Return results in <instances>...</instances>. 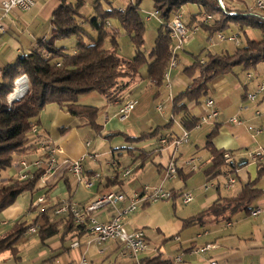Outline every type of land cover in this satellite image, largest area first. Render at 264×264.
I'll return each instance as SVG.
<instances>
[{
	"label": "crops",
	"instance_id": "0c3cea01",
	"mask_svg": "<svg viewBox=\"0 0 264 264\" xmlns=\"http://www.w3.org/2000/svg\"><path fill=\"white\" fill-rule=\"evenodd\" d=\"M3 1L5 0H0V5ZM223 1L225 6L234 12L252 14V12H256L257 10L255 5L258 0ZM261 1L264 4V0ZM59 5L60 0H35L34 5L29 10L23 11L15 8L12 9L6 17L2 18L5 31L0 33V78L1 72L5 67L14 64L19 56L28 54L39 48L43 41L51 37L52 15ZM150 9L151 4L145 1L141 7V11L145 15L144 21L146 23L156 22L157 27H159L161 21L157 18H153L148 22L147 16L152 12ZM193 9L194 12L189 14L196 13L197 10L195 6H193ZM180 12H182L183 23L186 26L187 23H189V19L187 15H185V9H182ZM262 12L264 13V9ZM187 28H190L188 39L181 50L178 51L180 52L179 55L178 52L176 54L175 66L169 71L168 84L164 81L160 87H156L147 80L146 73L145 75L140 74L139 78L131 80L133 82H128V86L121 94L122 96L128 91L133 85L132 83L140 81H146L147 83L148 81L149 85L147 88L145 86L144 94H140L137 100L139 101L143 96L146 97L148 94L151 95L152 91L154 92L152 102L154 101V110L159 115L156 114L157 117H163L164 119L172 121L170 129L160 132L159 136L163 137L168 135H171L172 138L177 137L183 130V127L179 123L180 115H172V100L191 85V80L185 76L183 69L192 64L194 57L205 60L207 54L217 56L222 54L231 55L234 51L229 53V47L226 46V44H239V47H243L246 44L241 42L240 32L246 35L247 38L244 36L246 42L249 29H251L247 27L240 31L235 25L231 24L229 29L224 32V36L228 37L233 35L236 37V40L231 41L224 39L221 41H214L215 36L208 38V36L196 26ZM155 29L156 27L151 28L148 32L151 48L157 37ZM206 41L207 43H205ZM237 47H235V49ZM239 68L245 72L244 76H239ZM241 77H243V80H241ZM261 84H264V62L248 70H243L241 66H235L230 72L208 83L205 96L201 97L197 102H188L186 104V110L193 117L200 119L208 110L204 107L203 99L210 98L213 101V107L218 115L216 121L208 120L206 123L196 125L194 129L188 131L189 141L185 144V148H183V151L187 152V155L179 154V151L173 153L171 148L166 147L162 150L161 155L157 156L155 150L161 147L160 139L157 140V138L137 143L127 141L126 138H138L141 134L162 127L167 124V122L161 126L150 127L148 131H141L137 135L134 127H132L131 124L125 125V123L131 119L136 111L135 108L139 104L137 105L136 103L133 111L124 121L120 122L117 117L119 105L123 101L130 100L128 99L129 97H125V95L121 97L123 98L122 100L117 98L112 102H108L105 97L101 96L103 97L101 98L103 116L99 115V109L95 107L98 110L96 121L98 125L101 126V132L97 136L104 143L103 147H106L108 150L103 152L99 151L97 144L96 147L92 148L91 142L86 140L88 134L92 131L87 126H83L81 120L59 110L53 104L48 105L39 115L36 133L31 136V139L33 140L36 137L37 140L40 139L44 141L43 139L46 138L49 148L59 149L60 153L57 155V164L51 172L45 174V176L37 181L31 192H26L31 196L26 204V209L17 202V198L13 205L6 208L0 214V240L14 233L19 224L23 223L21 228L26 229L31 222L34 223L37 221L36 225L39 226L42 224L39 218L40 211L45 208H51L60 202H67V200H69V204L84 207L104 193L122 192L131 194L139 192L144 185L149 187L162 185L165 190L174 195L175 199H170L172 201H177V197H179L182 192H191L193 200L190 203H192L196 199L192 191H182L184 188L175 191L173 187L167 184V181L173 180L177 176L183 180L186 176L193 174L201 168L205 180L202 185V198L199 199V212L209 207L218 197H227L236 194L243 184L252 181L256 175L257 163L248 159L246 157V152H248V150L255 151L260 149L264 154V89L262 92L257 93L258 87ZM249 95H255V99L253 101L249 100ZM164 102L167 103V106L169 105L168 108H165V111L162 110L161 104ZM78 103L86 106L85 103L79 100ZM159 105L161 106V110L157 108ZM156 119V116L151 115V119L148 121L149 124H154ZM233 119L235 120L234 122L232 121ZM202 125L207 126L205 130H202ZM212 131H214L210 138L212 146L216 150L229 151L234 156V164L237 167L231 176L235 177L236 181L230 188L225 186L226 179L228 178L227 173L207 178L204 172L211 165L210 155L205 149V144ZM107 135L111 136L106 139L104 136ZM87 143L88 145L86 146ZM42 144L43 143L39 145L36 144L37 150L30 154V162L43 158L44 152L42 151ZM88 148H92V155L88 153ZM200 149H204L206 152L204 158L198 155ZM108 153L112 158L110 161L105 162V166L103 167L105 173L101 175L98 172L102 169V166H100V163L96 160L99 158L98 156ZM114 153H117V158L114 157ZM142 153H147L149 157L144 158L145 156H141ZM87 155L95 161L92 160L95 164H92L91 167L83 164ZM171 157H173L176 162L180 160V164H182L185 159L196 157L199 159L198 167L193 172L181 168V171L173 178L164 180L163 169L168 164ZM64 159H83L81 163L82 177L90 179L93 182L92 187L86 189L88 191V196L83 200L77 199L79 194L78 188H73V183L76 182L78 184L80 182L75 180L62 165V160ZM122 160L127 161L125 166L120 162ZM260 162L264 164V155ZM19 169L17 164L13 170L7 173V176L12 175V173L17 175ZM33 170L35 169H30L28 172L30 173ZM126 171L129 172L128 175H125ZM96 175L98 176L96 177ZM262 177L264 178V175ZM259 182L257 181L256 187L262 191V195L252 204V210L259 209L260 214L252 216L250 213L245 212L246 216L242 217L237 222V227H239V229L234 233L224 232L227 228L230 229L233 227L232 218L234 215L230 221H220L219 218L206 217L200 224L186 226L184 221L195 216L199 213L198 212L187 219H180V223H176L178 234L190 226L201 228L193 238L187 237L183 239L182 242L180 240L181 243L176 241V243H170L168 251L163 250L161 247H159V249L153 248V250H148L146 253L139 255L138 260L141 261L146 258L152 259L156 254H159L160 260L170 261V264H208L210 260H216L225 264H264V184L261 185ZM207 184H209V187L204 189ZM259 184L260 186L258 187ZM32 195H35V199H33ZM39 198H42L43 201L35 205ZM124 206V203H118L116 208L119 209ZM148 207L149 204L143 205L123 219V224L128 231L142 230L145 238H147L144 231L145 229L142 227L144 226L142 219H138V211L140 209V211L145 210ZM113 214L114 210L112 208L103 207L93 211L90 217L99 223H103ZM47 215L51 222H58L65 218V215L53 216L50 211H48ZM250 219H253V221H250ZM17 221L18 223L15 224ZM60 222L61 224H59L58 228L59 234L49 237L43 242H40L37 232L33 234H29L26 231L23 232L13 243V251H5L0 254V257L4 258L2 260L3 264H12L10 258L16 262L20 261L21 258L19 254L21 250L23 251L24 245H19V240L27 239L32 235L37 236L39 243L38 255L33 257L30 261L34 264H68L77 260L80 255H84L90 264L134 263L132 259L124 255L119 244L114 241L97 243L94 241L93 234L87 230L75 238L79 243V248L71 249L70 244L73 242L72 235L68 234L64 237L62 235L61 237L64 221L62 220ZM153 230L161 234L159 228ZM170 239H173V237ZM198 240L200 241L199 245L197 244ZM205 247H207V249L204 252L199 251ZM168 252L171 254L170 256ZM178 255H181L180 263L174 261L175 257Z\"/></svg>",
	"mask_w": 264,
	"mask_h": 264
},
{
	"label": "trees",
	"instance_id": "16d2710c",
	"mask_svg": "<svg viewBox=\"0 0 264 264\" xmlns=\"http://www.w3.org/2000/svg\"><path fill=\"white\" fill-rule=\"evenodd\" d=\"M145 1L151 4L150 10L152 12L154 10L161 21L156 31L157 37L154 45L148 52H145L144 48L146 22L139 13ZM114 2V0L92 1L94 17L85 19L80 14V9L86 4V0H60L59 7L52 15L51 37L43 41L39 48L19 56L14 64L8 65L1 72L0 214L13 205L21 194L31 192L44 172L43 169L33 170L24 180H19L14 173L7 176V173L13 170L20 161L30 162V154L36 152L37 145L41 143H43L42 151L44 152L41 160L45 161L48 157L49 146L46 138H42L44 141L37 140L36 137L31 139L32 131L37 129L39 115L44 108L53 104L59 110L81 120L83 126H87L95 135H99L101 126L96 121L97 108L79 104L78 97L96 92L105 97L108 102H112L118 98L116 91L124 90L128 86L127 82L122 84V81L139 78V70L143 66H146L147 80L154 86L160 87L165 81L164 74L172 59L173 41L170 39L167 23L175 13L182 11L183 7L188 5L196 7V13L185 14L189 19L186 26L198 27L208 38L217 34L224 35L231 24L240 31L247 27H256L261 31L259 41H248L243 47H237L231 55L207 54L205 60L194 57L192 64L183 69L185 76L191 80V85L172 100V115H180L179 123L184 130L194 129L199 122V118L193 117L186 110V104L197 102L205 96L208 83L230 72L235 66L248 70L264 62V13L262 10L257 9L252 14L234 12L226 6L219 5L217 0H118L116 4ZM207 16L211 17L209 21L206 20ZM108 19H115L122 33L129 37L134 50L132 58L123 59L118 56L116 39L119 34L116 31L110 33L107 31ZM84 23H87L89 29L97 34L96 40L84 41L83 34L85 33L82 28ZM71 37L77 38L73 51L69 52L57 45L59 41ZM106 37L110 39L105 44L103 40ZM22 76L27 78V93L20 100L9 104L8 97L14 87V81ZM171 126L172 121L170 120L164 126L143 133L138 138H126V140L137 143L152 138H157V140L166 138L171 141L173 139L171 135L159 136L161 131L168 130ZM214 131L209 134L205 144L211 163L204 171L207 178L232 173L237 167L235 164H224L222 154L225 151L216 150L212 146L210 138ZM110 136L104 137L108 139ZM155 152L153 153L160 156L161 147ZM144 154L147 153H142L141 156L149 157L148 154ZM179 171L181 169L178 173ZM263 175L264 164L257 162V177L254 181L243 184L234 195L218 197L209 207L185 220L184 224L186 226L200 224L206 217L230 221L232 216L238 212L250 213L252 204L262 195V191L256 185ZM67 202L70 201L67 200ZM60 204L61 202L39 213L42 224L39 225L37 235L40 242L59 234L58 228L62 220L64 223L61 237L70 234L74 240L86 231V223L74 224L70 214L65 215V218L58 222L49 221L48 211L54 216V211ZM17 223L18 221L15 224ZM22 226L23 223L17 225L18 228L14 233L0 240V254L13 251V243L27 230L21 228ZM138 264H170V261L160 260V255L156 254L152 259L146 258Z\"/></svg>",
	"mask_w": 264,
	"mask_h": 264
},
{
	"label": "built area",
	"instance_id": "2783aa9c",
	"mask_svg": "<svg viewBox=\"0 0 264 264\" xmlns=\"http://www.w3.org/2000/svg\"><path fill=\"white\" fill-rule=\"evenodd\" d=\"M132 1V0H130ZM218 4L223 6V3L221 0H217ZM35 3V0H5L1 3L0 9V33H3L5 31L4 24L2 23V18L6 17L7 14L12 9H19V10H29ZM256 9L263 10L264 4L261 0H258L255 5ZM156 12L150 13L147 16L148 22L151 21L153 18H156ZM258 16V15H257ZM211 19L210 16L206 17V20L209 21ZM107 27H109V24H107ZM167 27L170 30V39L172 41H177V48H172V67L175 66V58L176 54L181 48L183 47L184 43L188 39L189 36V29L185 26L183 23V17L182 12L175 13L171 20L167 23ZM195 31V30H193ZM216 40H231L235 41L236 37L233 35H230L228 37H225L222 34H217L215 36ZM212 41V40H210ZM170 71V70H168ZM169 78L167 80L168 84ZM264 89V84H261L258 87L257 93L262 92ZM249 100L253 101L255 99V95H249ZM204 107L208 110L206 113L200 117L199 122L197 125H200L201 123H206L208 120L216 121L217 119V111L213 107V101L210 98H205L203 100ZM136 105V100L132 99V102H122L119 105L118 108V120L120 122L124 121L128 115L133 111L134 107ZM158 110H161V106L159 105ZM235 121L234 119L232 120ZM36 133V129L32 131V134ZM189 141V135L188 131L182 130L181 134L173 138L171 141H168L166 138L160 139L161 143V150L165 149L166 147H169L173 150V153L178 152L179 148L185 144H187ZM88 143L86 144V146ZM60 153V150L57 148H49L48 147V157L45 159V161L38 159L36 161L27 162L25 160L20 161L18 163V167L20 168L18 171V179L24 180L28 177L30 169H43L44 172L41 177L45 176V174H48L52 171L54 166L57 164V155ZM263 152L260 149H257L255 151H248L246 153V157L252 162H260V160L263 157ZM96 156V155H95ZM93 156V157H95ZM82 160H68L64 159L62 160V165L65 167L67 172L78 182H83L86 188H90L93 185V182L90 179H85L82 177ZM222 160L224 164L231 165L234 164V156L231 152L225 151L222 154ZM199 159L196 157H190L188 159H185L182 164L178 165L176 160L171 157V159L168 161V164L164 167V180L173 178L177 173L178 170L181 168L187 169L189 172H193L198 167ZM235 172V169H234ZM128 171L125 172L127 174ZM233 173V172H232ZM232 173H227L228 178L226 179L225 186L227 188H230L236 181L235 177L231 176ZM98 175H96L97 177ZM209 187V184H207L204 189H207ZM174 195H172L171 192L165 190L162 185L156 186V187H149L147 185L142 186L141 190L139 192H134L131 194H126L122 192H117L115 195H100L96 200L89 203L87 206L79 207L78 205L69 204L68 202H61V204L56 207L54 211V216H63L70 214L73 223L76 225H82L86 223V230L89 231L94 236V241L97 243H104L108 241H114L117 244H119L120 248H122L124 255L127 258H130L133 260L134 263L138 264L139 260L138 257L141 254H144L148 251V246L146 243V238L142 230H133L128 231L124 224L123 219L126 216H129L133 212H135L139 207L154 203V202H164L168 201L173 198ZM180 200L182 204L187 205L193 200V195L191 192H182L180 194ZM43 201L42 198H39L35 205H38ZM118 203H124L125 206L122 208H116V205ZM106 208L110 207L114 210V214L103 223H99L95 221L92 217H90L91 213L99 208ZM41 210L40 212H42ZM250 214L252 216H257L260 214L259 209H253L251 210ZM88 221V222H87ZM26 232L29 234L36 233L39 229V226L30 223L26 227ZM71 249H77L79 248V243L76 241V239L73 240L70 244ZM207 249V247L200 249L199 251L204 252ZM175 262L180 263L181 262V255H178L174 259ZM68 264H90L87 258L84 255H80V257ZM208 264H225L223 262H219L216 260H210L208 261Z\"/></svg>",
	"mask_w": 264,
	"mask_h": 264
},
{
	"label": "rangeland",
	"instance_id": "374dc122",
	"mask_svg": "<svg viewBox=\"0 0 264 264\" xmlns=\"http://www.w3.org/2000/svg\"><path fill=\"white\" fill-rule=\"evenodd\" d=\"M92 1H94V0H86V4L80 9V14L83 15L85 19H89V18L94 17L95 13H94V8L91 4ZM114 1H115L114 4H116L118 0H114ZM222 3H223V7H225L224 1H222ZM183 8L185 9V13H193L194 12L192 5H188V6H185ZM139 13H140L141 17L143 18V20H145L144 13L142 11H140ZM151 13H155V11L153 10V12H151ZM156 18L159 19L157 14H156ZM108 21H109L110 25H109L107 31L109 33L116 31L119 34L117 36V39H116L117 43H118V51H117L118 56L123 58V59L132 58L134 56V50H133V47H132V44H131L129 37H127L126 35H124L122 33L120 26L115 19H108ZM155 27H156L155 31H157L158 27H157L156 22L155 23L154 22L145 23V40H144V48L146 50L145 52L150 51V48H151V41L148 38V32H149V30H151V28H155ZM82 28H83L84 33H85V34H83L84 41H87L90 39H93V40L97 39V34L89 29L87 23H84L82 25ZM240 34H241L240 36H241V40H242L241 42H244V44H246L247 41H259L261 39V31L256 27L249 29V35H248L249 40L246 39V42H245L246 35L243 32H240ZM109 39H110V37H106L103 40V42L106 44V43H108ZM214 41H216V39H214ZM76 42H77V38L71 37L67 40L59 41L57 43V45L63 47L67 51L71 52L74 50ZM205 43H207V41ZM238 45L239 44L233 45L232 43L231 44L227 43L226 46L229 47L228 52L232 53L233 51H235V47H237ZM179 53L180 52H178V55H179ZM238 70H239V76L245 75L244 74L245 72L242 71L240 68ZM139 71H140L139 73L141 75H145L146 66L141 67V69ZM24 77L26 78V76H24ZM20 78H18L16 80L17 83L19 81H23ZM242 78L243 77H241V80H243ZM126 82L128 83L130 81L124 80V81H122V84L126 83ZM131 82H133V81H131ZM132 84L133 85L131 86V88L128 91H126L122 96H121V94H122L123 90L120 89V90L116 91L117 92L116 96H118V98L120 100L123 99L121 97H123L124 95H125V97H129L128 99H130V100H132V99L137 100V98L140 94H144L145 86L147 88L149 85L148 81H147V83H146V81L145 82L140 81V82H136V83H132ZM27 87H28V83H27ZM14 90H15V81H14V87H13L10 95L13 94ZM153 94H154V92L152 91L151 95L148 94V95H146V97L143 96V98H141V100L136 101L137 105L138 104L139 105L135 108L136 111L132 115L131 119L125 123V125L131 124V126L134 127L135 133L137 135L141 131H148L150 127L161 126V125H164L166 122L168 123V121H169V119H164L163 117H160V118L157 117L158 113L154 110V101L152 102ZM101 98H103V97H101V95H99L98 93L90 92V93L80 95L78 97V100L85 103L86 106L97 107L99 109V115L103 116V110L101 109ZM126 101H128V100H126ZM161 104H162V110L163 111H165V108L166 107L168 108V106H169V105L167 106V103H165V102L161 103ZM150 114L156 116V118H157L156 122H154V124H149V122H148L151 119ZM206 127H207L206 125H202V130H205ZM195 130H198V129H195ZM86 140L91 142L92 148L96 147V144H97L100 152L107 150L106 147L105 148L103 147L104 143L99 139V137L97 135H95L92 132L88 134ZM185 146L186 145H183L179 148V150H178L179 154L181 153V154L187 155L186 154L187 152L183 151V148H185ZM92 148H88V153L91 155H92V152H91ZM248 151H252V150H248ZM198 155H199V157L204 158L206 156V152L204 151V149H200L198 152ZM98 157L99 158L96 161L98 163H100V166H102V169L98 173L103 175V173H105V170L103 168L105 166V162L110 161L112 157L110 156L109 153L104 154V155H100ZM114 157L117 158V153H114ZM92 160L93 159L89 155H87L85 162L83 164L91 167L92 164H95L94 163L95 161L93 160L94 161L93 162ZM120 162H122V165L125 166L127 161L122 160ZM180 163H181L180 160H177V164L180 165ZM256 177H257V170H256V175L252 181H254L256 179ZM262 178L263 177H260V179L258 180V182L261 180L259 182V183H261V185L264 184V183H262V182H264V178L263 179ZM204 180H205V178H204L202 168H201L198 171H195L193 174L186 176V178L183 180L177 176L173 180L167 181L168 182L167 184L170 187H173L175 191H178L179 189H182V188H184L182 191H184V190L192 191L194 193L196 199L190 204L183 205L181 200H180V197H177L178 198L177 201L168 200V201H164V202L150 203L149 207L147 209L142 210V211H140L141 210L140 209L138 211V219L141 218L143 225H144L142 227L145 229L144 231H145L146 237H147L146 243L148 246V250H153V248L159 249V247H161L163 250L168 251L170 243L180 242V240L182 242V240L186 239L187 237L193 238L196 235V233H198L201 230V228H199L197 226H190V227L185 228L183 231H181V233L178 234V229H177L176 223L177 222L180 223V219L181 220L187 219L188 217H190V216H192V215H194L200 211V209H199L200 200L199 199L202 198V192H203L202 185L204 183ZM73 184H74L73 188L74 187L78 188L79 194L77 196V199L83 200L84 198H86L88 196V193H87L88 191L86 190L87 188L85 187L83 182H80L78 184L76 182H74ZM259 186H260V184L258 185V187ZM92 192H93V190H92ZM35 195H32L33 199H35ZM30 197L31 196L29 193H24L20 197H18L17 202L19 204H21L23 206V208L26 209V204H27ZM245 216H246V214L244 211H241V213L235 214L234 217L232 218L233 227L230 229L227 228L224 232L225 233H234L235 231H237L239 229V227H237V222L242 217H245ZM247 220H249V219H247ZM250 221H253V219L252 220L250 219ZM258 221H259V219H258ZM39 223H40V221H39ZM155 228H159L161 230V234L158 232H155L153 230ZM245 234H247V233H245ZM171 237H173V239H170ZM21 244H23L24 247H23V251L21 250V253L19 254V257L21 258L20 261L16 262L12 258H10L11 259L10 262L12 264H34V263H31L30 261L32 260L33 257L38 255L39 243H38L37 236L32 235L31 237H28L27 239H20L19 245H21ZM197 244L198 245L200 244L199 240H198ZM168 254H169V256L171 255L169 252H168ZM3 259H4L3 257L2 258L0 257V264H3V261H2ZM35 264H37V263H35Z\"/></svg>",
	"mask_w": 264,
	"mask_h": 264
},
{
	"label": "bare ground",
	"instance_id": "6f19581e",
	"mask_svg": "<svg viewBox=\"0 0 264 264\" xmlns=\"http://www.w3.org/2000/svg\"><path fill=\"white\" fill-rule=\"evenodd\" d=\"M229 14L232 15V13H229ZM172 48H177V41H173ZM171 54H172V50H171ZM171 68H172V59L170 60L169 67H168L166 73L164 74L165 82H167V80H168V76H169L168 70H170ZM15 82H16V86H15V90H14V93L12 96L17 98L24 93V91L26 89V84L24 81H19L18 83H17V81H15ZM126 102H132V100H128ZM128 174H129V172L125 175H128ZM105 195H115V193L111 192V193H106Z\"/></svg>",
	"mask_w": 264,
	"mask_h": 264
},
{
	"label": "water",
	"instance_id": "95a60500",
	"mask_svg": "<svg viewBox=\"0 0 264 264\" xmlns=\"http://www.w3.org/2000/svg\"><path fill=\"white\" fill-rule=\"evenodd\" d=\"M20 79L23 80V81L25 82V84H26V89H25L24 93H23L21 96L17 97V98L13 97V96H12L13 94L10 95V96L8 97V103H9V104L12 103V102H15V101L20 100V99L23 98L24 95L27 93V90H28V87H27V78H25V77L23 76V77H21ZM15 86H16V82H15ZM13 93H14V92H13Z\"/></svg>",
	"mask_w": 264,
	"mask_h": 264
}]
</instances>
